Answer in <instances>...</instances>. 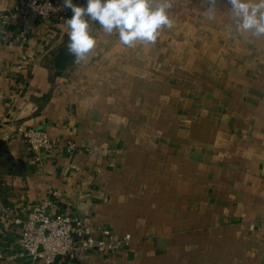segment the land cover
<instances>
[{"label":"crops","instance_id":"0c3cea01","mask_svg":"<svg viewBox=\"0 0 264 264\" xmlns=\"http://www.w3.org/2000/svg\"><path fill=\"white\" fill-rule=\"evenodd\" d=\"M171 3L155 44L124 46L95 24L79 64L70 9L36 21L23 46L0 29V264H43L8 256L20 249L11 219L44 199L50 214L131 236L54 264H264V38L236 32L225 0L212 18L204 0ZM17 125L77 150L37 161Z\"/></svg>","mask_w":264,"mask_h":264},{"label":"built area","instance_id":"2783aa9c","mask_svg":"<svg viewBox=\"0 0 264 264\" xmlns=\"http://www.w3.org/2000/svg\"><path fill=\"white\" fill-rule=\"evenodd\" d=\"M62 5L63 3L58 0H17L11 11L0 15V29L14 27L17 30L19 44L23 46L27 43L36 21L53 14L65 15L69 12V9ZM24 58L22 55V59ZM17 68L23 69L22 60ZM15 132L34 152L37 161L42 150L63 148L69 153L77 150L74 141H61L51 137L42 128L17 125ZM51 204V200L44 199L26 219L19 217L11 219L12 223L20 225L21 235L20 249L9 255V259L26 256L43 264H54L60 255L73 258L79 252L90 250L101 254L114 253L125 247L131 239L129 233L118 235L104 228L95 231L78 216L50 214L47 209Z\"/></svg>","mask_w":264,"mask_h":264},{"label":"clouds","instance_id":"9594fccd","mask_svg":"<svg viewBox=\"0 0 264 264\" xmlns=\"http://www.w3.org/2000/svg\"><path fill=\"white\" fill-rule=\"evenodd\" d=\"M236 32L247 33L255 39L264 38V0H225ZM206 12L212 18L219 0H204ZM62 7L72 11L65 20L69 55L75 63L86 61L95 48L93 25L98 24L107 35L117 34L127 47L155 44L160 32L171 29L174 21L168 14L171 0H87L78 6L73 0H63Z\"/></svg>","mask_w":264,"mask_h":264},{"label":"trees","instance_id":"16d2710c","mask_svg":"<svg viewBox=\"0 0 264 264\" xmlns=\"http://www.w3.org/2000/svg\"><path fill=\"white\" fill-rule=\"evenodd\" d=\"M1 148H2V141H0V150H1Z\"/></svg>","mask_w":264,"mask_h":264}]
</instances>
